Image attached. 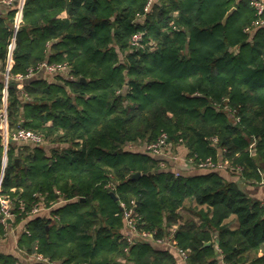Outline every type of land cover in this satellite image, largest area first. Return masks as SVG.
Instances as JSON below:
<instances>
[{"label":"trees","instance_id":"16d2710c","mask_svg":"<svg viewBox=\"0 0 264 264\" xmlns=\"http://www.w3.org/2000/svg\"><path fill=\"white\" fill-rule=\"evenodd\" d=\"M149 2H25L12 73L68 64L64 74L44 71L53 78H27L24 92L9 87L12 127L49 140H11L2 180L10 225L27 219L19 249L48 259L26 264H264L252 256L264 242V203L220 172L263 178L264 10L254 0ZM16 10L0 4V100ZM163 131L197 171L177 174L171 158L162 166L136 148ZM4 150L0 133V173ZM208 158L228 164L199 165ZM39 204L49 214H33ZM128 208L154 237L129 239ZM7 228L0 216V238ZM0 264L25 263L0 251Z\"/></svg>","mask_w":264,"mask_h":264},{"label":"built area","instance_id":"2783aa9c","mask_svg":"<svg viewBox=\"0 0 264 264\" xmlns=\"http://www.w3.org/2000/svg\"><path fill=\"white\" fill-rule=\"evenodd\" d=\"M152 0L148 3L146 6V9H149V6L151 4ZM254 3L257 6L258 11L261 13L264 10V0H254ZM0 4L4 5H13L17 4V10H16V15H15V24H14V38L15 35L19 29L20 23L22 21L21 16H22V8L23 5L20 2V0H0ZM140 37L141 33H137L134 36V43L140 45ZM11 45V44H10ZM68 69V64L67 63H49L46 61H43L39 63L37 66H32L28 69L26 73H12L11 68H7L4 70V87L7 89V87L10 85V81H17L18 82V87L24 85L25 79L32 77L35 75L37 72H43L47 71L50 73H65ZM5 89V90H6ZM2 119L4 118L5 114L4 112L1 113L0 115ZM13 140L17 141H22L26 142L31 145H36V146H42L46 142V135L44 132L36 130L31 127H26L24 125L19 124L17 128L14 130L12 134ZM182 140V138H181ZM144 148L146 151L154 153L156 155L161 156L160 163L162 166H167L168 165V159L171 158L174 161L173 166H175L176 162L180 160H184L185 162L188 161H193V157H187L183 156L180 153H178L175 150H172L174 148L173 144L169 140V134L166 131H163L156 140L151 141L149 143H146L144 145ZM227 162H219L215 163L211 158H208L207 160H203L199 163L200 166H211V167H224L227 165ZM177 174H179V171H176ZM21 202V207L24 208V201L23 199H20ZM124 205V203H123ZM43 208H48L47 206H44L43 204L35 205V207L32 209V213L36 214L38 213L41 209ZM14 211H13V200L9 194H4L2 193V185L0 183V216H1V221L4 223L6 227H9L11 220L14 217ZM125 217L127 219L128 224L132 227L133 232L132 235L129 237V239L132 241L133 239H136V236H141V237H154L155 230H140L136 227V216L134 214L133 208H128L125 209ZM161 240V239H160ZM184 257L187 256V252L185 250H180ZM32 256L34 259L37 260H47L48 259L41 253L39 252H34L32 253ZM52 264H60L56 261H53ZM84 264H89V263H84Z\"/></svg>","mask_w":264,"mask_h":264},{"label":"crops","instance_id":"0c3cea01","mask_svg":"<svg viewBox=\"0 0 264 264\" xmlns=\"http://www.w3.org/2000/svg\"><path fill=\"white\" fill-rule=\"evenodd\" d=\"M20 2L23 5L22 16H21V19H23V12H24V6H25L26 0H20ZM67 15H68V12L66 10H64L61 13V16H67ZM15 43H16L15 39H13L11 42V45L9 46V52H8V56H7L5 69H7L8 67L12 68V66L14 64L13 49L15 47ZM3 73H4V71H3ZM38 75L47 76L48 78H53L51 76L52 74L47 75L46 73H44V71L39 72ZM12 82L13 81H10V85ZM24 84H25V81H24ZM10 85L7 87V89L4 87L3 96H2V99L0 100V115L3 112L5 114L3 119L0 116V133L2 135L3 144L5 146L4 156H3L2 172L0 173L1 185H2V180H3V176H4V170H5V167L7 165L8 158H9V156H8L9 144H10L11 140H13L12 134L15 130L12 127L10 120H9V108H8L9 107V101H8V99H9V87H10ZM19 89H20V91L24 92V85L19 86ZM27 97L29 98L28 95H27ZM183 150L186 151V147ZM182 162L184 164V166H183L184 172L193 173V172L198 170V168L194 164H192L188 161L185 162L184 160ZM220 172H222L228 178L239 179V182H240L241 186L245 189V191H247L253 198L259 199V200H261L262 203H264V182H263L264 170L262 172L263 178L259 181L240 179L238 175H235L226 169H220ZM50 210H51L50 207L43 208L38 213L49 214ZM183 211L188 212V209L183 208ZM195 218L197 220L199 219L198 216H196V215H195ZM226 221H228L230 223L232 228L237 227L239 224L236 214L230 215ZM26 222H27V219H24L22 222H20L16 225H9V227L7 228L5 236L0 238V251L6 252V253H13V254L17 255L20 258V262H22V263L24 262L25 264L28 263L30 260L34 259L32 256V253L31 254L22 253L21 252L22 250H20L18 247L19 235L22 232L23 228H25ZM255 255L264 256V242L261 244L258 252L253 253L252 256H255ZM179 262H180V264H186V261L184 258L183 259L179 258Z\"/></svg>","mask_w":264,"mask_h":264},{"label":"rangeland","instance_id":"374dc122","mask_svg":"<svg viewBox=\"0 0 264 264\" xmlns=\"http://www.w3.org/2000/svg\"><path fill=\"white\" fill-rule=\"evenodd\" d=\"M48 143H49V140H48V137L46 136V142L44 143V145H46ZM144 144L145 143L140 142L138 145H136V148L143 149L144 148ZM46 148L49 149L48 146H46ZM182 161L183 160H180V161L176 162V164H175L176 167L174 168L176 171H179V172L183 171L184 164H183ZM263 182H264V180H263Z\"/></svg>","mask_w":264,"mask_h":264},{"label":"water","instance_id":"95a60500","mask_svg":"<svg viewBox=\"0 0 264 264\" xmlns=\"http://www.w3.org/2000/svg\"><path fill=\"white\" fill-rule=\"evenodd\" d=\"M233 8H234V7H233ZM232 10H233V9H232ZM232 10H230V11L228 12L227 16L231 13ZM81 79H82V80H85V77H82ZM10 86H14V87L19 88V87H18V82H17V81H13V82L11 83ZM124 89H125V90L127 89V85L125 86ZM16 160L18 161V158H17ZM142 174H143L142 171H136V172H134V173L131 175V178L139 177V176H141ZM208 243H209V242H208Z\"/></svg>","mask_w":264,"mask_h":264}]
</instances>
